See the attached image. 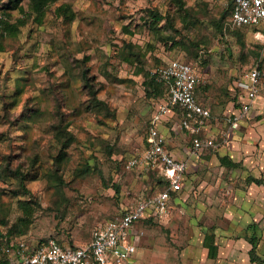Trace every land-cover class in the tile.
I'll return each mask as SVG.
<instances>
[{
  "label": "rangeland",
  "instance_id": "obj_1",
  "mask_svg": "<svg viewBox=\"0 0 264 264\" xmlns=\"http://www.w3.org/2000/svg\"><path fill=\"white\" fill-rule=\"evenodd\" d=\"M9 23L0 35V236L29 217L18 235L34 244H87L123 206L163 188L157 172L126 167L145 148L161 96L153 70L173 59L193 64L198 99L218 116L236 102L246 72L259 66L264 79V45L216 0H57L42 15L23 0ZM175 132L178 155L192 159L187 188L169 217L141 225L125 264H213L206 234L231 252V264H246L252 231L230 188L252 181L223 180L219 165L204 171L216 152L191 158L192 137Z\"/></svg>",
  "mask_w": 264,
  "mask_h": 264
},
{
  "label": "built area",
  "instance_id": "obj_2",
  "mask_svg": "<svg viewBox=\"0 0 264 264\" xmlns=\"http://www.w3.org/2000/svg\"><path fill=\"white\" fill-rule=\"evenodd\" d=\"M231 5V23L234 27H251L255 38L264 45V0H216ZM7 20L0 5V29ZM151 77L165 84L167 93L155 103L145 135L146 146L138 154L128 158L127 169L159 172L167 187L145 197L136 204L121 209L122 215L98 226L89 243L80 246L61 244L56 239L43 243H31L12 239L0 248V256L8 264H125L132 262L138 252L145 232L141 225L149 219H164L172 214L174 195L180 196L186 189V173L189 160L179 159L169 150L166 135L161 131L175 115L179 122L174 130L186 132L192 137L188 151L191 157L205 150L226 145L231 135L249 115L254 101L261 93V72L254 68L238 82L244 92L241 107L231 116L224 117L227 130L221 139L201 134L204 129L220 120L197 97V88L203 83L197 68L190 63L173 59L153 70ZM6 240V239H5Z\"/></svg>",
  "mask_w": 264,
  "mask_h": 264
},
{
  "label": "crops",
  "instance_id": "obj_3",
  "mask_svg": "<svg viewBox=\"0 0 264 264\" xmlns=\"http://www.w3.org/2000/svg\"><path fill=\"white\" fill-rule=\"evenodd\" d=\"M225 9L231 5L221 2ZM256 68V67H255ZM247 73V72H246ZM239 82V81H238ZM237 82V84H238ZM238 96L236 102L229 107L222 116L213 114L210 105H204L210 107L212 114L219 117L220 120L212 122L207 129H204L201 136H212L214 138L221 139L222 135L226 132L227 123L223 121L224 117L231 116L237 112L241 107V103L244 99V92L238 87ZM199 88V87H198ZM197 88V90H198ZM261 93L254 101V104L250 110L249 115L241 122L240 127L232 135L231 139L226 145L219 147L218 149H209L208 151L216 152L210 160H203L201 165L204 171L209 170L210 167L219 165V174L223 180H229L243 182L250 180L252 184H247L245 189H237L232 187L235 196H237L236 215L247 214L248 219L244 218L248 222L247 228L255 224L254 228L250 230L255 231L257 236L261 239L264 235V184H256L253 180H261L264 182V79L261 76ZM198 99V93L196 94ZM199 100V99H198ZM178 119V120H177ZM175 121L178 123L179 117L175 115L171 120L165 122L162 126V132L167 137L168 148L179 159L189 160V168L192 164V159L180 158L175 149L177 144L170 140L172 132H175ZM174 123V124H173ZM177 133V131L175 132ZM146 146V138H145ZM192 158V157H191ZM187 168L186 177L188 179L190 169ZM187 188V186H186ZM185 191V190H184ZM124 207V206H123ZM242 214V216H243ZM239 217L237 221L242 218ZM254 230V231H253ZM264 240V239H263ZM218 243V242H216ZM264 245V241L259 240V244ZM252 248V246H251ZM249 248V250L251 249ZM208 255V250H207ZM259 255L264 259V249L259 251ZM227 257V258H226ZM232 254L229 251V255H225L219 247V252L215 258H213V264H231L233 262ZM246 264H253L250 261V256H246Z\"/></svg>",
  "mask_w": 264,
  "mask_h": 264
},
{
  "label": "trees",
  "instance_id": "obj_4",
  "mask_svg": "<svg viewBox=\"0 0 264 264\" xmlns=\"http://www.w3.org/2000/svg\"><path fill=\"white\" fill-rule=\"evenodd\" d=\"M22 1L23 0H12L11 1V5L9 7L5 8V7L2 6V10L5 12V14L7 16V20L3 23L2 29H0V35L1 36H3L4 34L8 33V29H9V26H10V23H9V12L11 10H16V9L20 8V5H21ZM31 1H32V5H33L34 11L37 14L42 15L44 13V11L46 10V8H48V6L51 3L56 2L57 0H31ZM226 10L229 11L230 14H231L232 7L230 6ZM151 13H152L151 16L155 19V21H162L164 19V17L161 14H158V13H155V12H151ZM248 28H251V27H248ZM187 63H189V62H187ZM256 68H258L260 70L259 66L256 67ZM260 72H261V70H260ZM84 73L85 74L83 75V77H84V81L87 83L86 85L88 86V88L89 87L90 88H94L93 86L89 85L90 79H88L87 72H84ZM261 76H262V74H261ZM150 85H152L155 89H159L161 96H160V98L158 100H160V99L165 97V95L167 93V87H166L165 84L158 83V82L155 81L154 78L151 77ZM196 94H197V92H196ZM150 171L157 172L159 174L158 171H155V170H150ZM159 178H160V180L158 181L157 184H162L163 185V188L159 190V191H162V190H164L167 187V183L161 178V176ZM21 180H23V181L25 180L24 175L22 176ZM253 181L256 184H264V182L261 181V180L254 179ZM159 191H157V192H159ZM157 192L150 193L146 197L152 196V195L156 194ZM180 196L174 195L175 201L178 200L180 198ZM121 215H122V212L120 211L117 216H121ZM153 221H154L153 219L146 220L145 224H150ZM29 226H30V218L29 217L25 218L24 220L20 221L17 224H14L8 230V232L6 234H3V235L0 236V238H1L0 247L5 245L6 242L9 241V240L19 239L20 235H18V234L23 232V231H25V230H27L29 228ZM254 227H255V224L250 226V229L254 228ZM45 241L46 240H42L39 243H43ZM57 241L59 243H61V244H65V243H63V242H61L59 240H57ZM250 243H251L250 245H252V248L249 251V256H250L251 263H253V264H264V259L261 258V256L259 255V252H258L259 237L255 233V231L252 232V235L250 237ZM203 245H204L203 247H205L208 250V257L209 258H215L217 256V254L219 252V246H217L218 244L216 243V236L215 235H210L209 236V234H206L205 237H204ZM71 246L74 247V245H71ZM0 264H8L7 258L4 257V256H0Z\"/></svg>",
  "mask_w": 264,
  "mask_h": 264
}]
</instances>
